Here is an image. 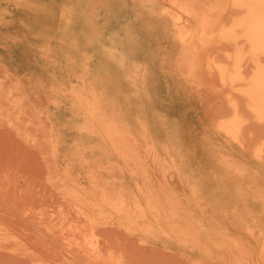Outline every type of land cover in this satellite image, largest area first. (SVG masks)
<instances>
[{
	"label": "rangeland",
	"instance_id": "rangeland-1",
	"mask_svg": "<svg viewBox=\"0 0 264 264\" xmlns=\"http://www.w3.org/2000/svg\"><path fill=\"white\" fill-rule=\"evenodd\" d=\"M176 1L0 0V264H264V124L211 63L244 14Z\"/></svg>",
	"mask_w": 264,
	"mask_h": 264
},
{
	"label": "bare ground",
	"instance_id": "bare-ground-1",
	"mask_svg": "<svg viewBox=\"0 0 264 264\" xmlns=\"http://www.w3.org/2000/svg\"><path fill=\"white\" fill-rule=\"evenodd\" d=\"M172 5L180 12L190 17H195V13L189 7L180 5L176 0H172ZM234 6L239 7L244 16L236 21L230 30H223L221 32V37L235 47V54L227 57L228 66L226 67L220 66L219 63L217 64L215 59H211V63L224 84L231 85L232 87L237 83V86L239 83L242 85L245 84L246 89L241 90H243L247 108L261 124H264V65L259 61L261 56H264V0H234ZM198 36L207 37L206 30L203 29ZM183 38L184 40H190L193 38L192 32H185ZM241 43L244 44V46L238 48ZM247 48L250 49L251 60L253 61L252 75H249L251 77L243 70L242 60L245 59V50ZM236 89L238 92H242L238 88ZM231 110L233 112V118L225 122L224 126L221 128H223V131L230 138L239 140L243 131L244 121L239 113L236 102H231ZM258 150L257 155L262 156L263 149L259 147ZM77 237L78 236H76V238ZM99 246H97V243L95 245L93 244L95 248L94 251L97 250Z\"/></svg>",
	"mask_w": 264,
	"mask_h": 264
}]
</instances>
